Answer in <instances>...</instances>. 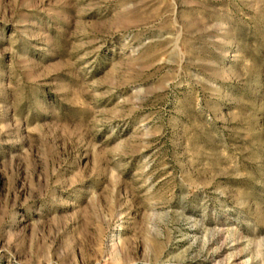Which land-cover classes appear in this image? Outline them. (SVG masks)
Masks as SVG:
<instances>
[{
  "label": "rangeland",
  "instance_id": "obj_1",
  "mask_svg": "<svg viewBox=\"0 0 264 264\" xmlns=\"http://www.w3.org/2000/svg\"><path fill=\"white\" fill-rule=\"evenodd\" d=\"M0 264H264V0H0Z\"/></svg>",
  "mask_w": 264,
  "mask_h": 264
}]
</instances>
